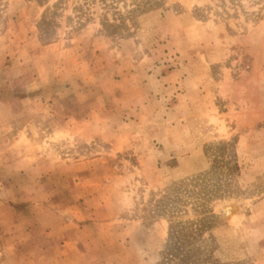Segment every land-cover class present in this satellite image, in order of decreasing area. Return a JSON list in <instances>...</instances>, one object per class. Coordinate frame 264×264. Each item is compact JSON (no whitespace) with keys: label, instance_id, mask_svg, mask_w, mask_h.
I'll list each match as a JSON object with an SVG mask.
<instances>
[{"label":"rangeland","instance_id":"374dc122","mask_svg":"<svg viewBox=\"0 0 264 264\" xmlns=\"http://www.w3.org/2000/svg\"><path fill=\"white\" fill-rule=\"evenodd\" d=\"M0 264H264V0H0Z\"/></svg>","mask_w":264,"mask_h":264}]
</instances>
